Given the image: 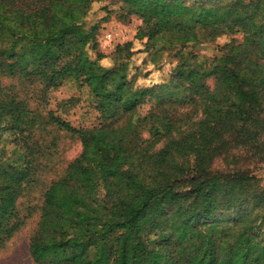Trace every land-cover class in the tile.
<instances>
[{
  "label": "trees",
  "instance_id": "trees-1",
  "mask_svg": "<svg viewBox=\"0 0 264 264\" xmlns=\"http://www.w3.org/2000/svg\"><path fill=\"white\" fill-rule=\"evenodd\" d=\"M99 1L0 0V250L35 217L32 264H264V187L232 153L264 161V0H110L141 20L149 65H170L151 86L131 43L101 65ZM219 38L218 57L191 50ZM67 80L95 126L47 109ZM60 137L81 146L66 164Z\"/></svg>",
  "mask_w": 264,
  "mask_h": 264
},
{
  "label": "rangeland",
  "instance_id": "rangeland-1",
  "mask_svg": "<svg viewBox=\"0 0 264 264\" xmlns=\"http://www.w3.org/2000/svg\"><path fill=\"white\" fill-rule=\"evenodd\" d=\"M105 8H108V10ZM117 9L118 6L111 4L110 0H100L92 4L86 19L87 27L96 24L100 26L96 53L106 56L105 59L101 60V65H112L115 48L131 43L134 54L131 56L129 67L130 75L134 74L136 77V85L151 86L164 82L168 78L170 65L165 64L159 69H154L149 65L148 60H146V54L141 52L144 49L145 40L139 41L134 38L137 28L141 25V20L131 17L128 21L121 22L117 16ZM106 34L111 35V40L108 42L104 40V35ZM236 38L240 39V36H236ZM227 42H229V38H219L216 42L200 44L191 50L200 58L206 57L210 59L218 57L217 48ZM96 53L90 52V57L94 59ZM207 83L210 87L213 86L212 81L209 80ZM48 100L47 109L54 111L57 116L69 122L75 128H91L99 121L89 90L85 86L80 87V82L78 81H65L60 88L49 93ZM148 108V105L144 106L141 113L144 114ZM58 148L60 154L58 162H63L64 164L77 157L81 151L79 142L65 137H60ZM232 153L237 155L239 166L249 170L258 179L260 185L264 187V161L252 158L250 154L243 150ZM222 163L220 159L216 165L221 167ZM51 178L52 176H48L46 181L48 182ZM38 197L39 194L33 193L30 198L28 197L27 200L22 202L25 203L28 200L35 202ZM35 220V217L28 220L26 225L0 250V264H32L28 255V239L34 228Z\"/></svg>",
  "mask_w": 264,
  "mask_h": 264
},
{
  "label": "built area",
  "instance_id": "built-area-1",
  "mask_svg": "<svg viewBox=\"0 0 264 264\" xmlns=\"http://www.w3.org/2000/svg\"><path fill=\"white\" fill-rule=\"evenodd\" d=\"M104 40L105 41H110L111 40V35L110 34H106V35H104Z\"/></svg>",
  "mask_w": 264,
  "mask_h": 264
}]
</instances>
